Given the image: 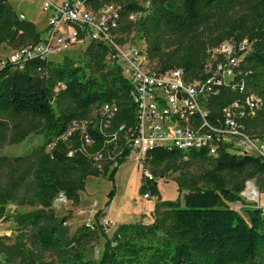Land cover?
I'll return each mask as SVG.
<instances>
[{
	"label": "trees",
	"instance_id": "16d2710c",
	"mask_svg": "<svg viewBox=\"0 0 264 264\" xmlns=\"http://www.w3.org/2000/svg\"><path fill=\"white\" fill-rule=\"evenodd\" d=\"M113 3L121 6L114 34H135L146 42L143 49L150 62L158 60L157 69H183L189 81L207 76L209 48L230 40H250L237 81L262 101V107L246 120V130L264 140V0H149L148 6L136 0H85V7L98 11ZM235 12L242 13L238 20H232ZM132 13H140L141 18L130 21ZM222 23L229 29L209 40L201 37L205 28ZM19 39L36 44L43 38L32 22L20 18L9 0H0V45ZM117 41L126 44L123 38ZM109 54L104 43L91 41L77 58L66 56L59 63L34 58L23 66L8 64L0 69V148L32 134L42 137L30 156L12 161L0 155V180L13 167L19 168L9 175L0 193V219H11L32 245L20 244L28 260L19 264H264V208L245 203L242 197L247 180L264 182L262 160L227 150L210 156L203 150L168 148L149 150L146 161L154 172L162 168L165 173H179L182 199L159 202L151 223L122 224L111 239L104 233L107 240L99 263L85 258L80 248L93 241L96 232L82 227L70 235L67 218L56 217L52 204L59 194L77 202L78 192L90 176L105 175L113 182L132 155L124 143L125 132H119L123 152L115 166V161L108 160V138L97 128L100 117L90 119L92 109L112 104L119 112L108 137L121 126L126 130L137 126L132 85L123 67L107 60ZM237 97L236 92L224 90L215 98L209 117L218 115ZM83 122L92 140L85 152L81 131L68 136L72 124ZM99 154L103 160L94 161ZM185 158L206 162L209 168L200 176H190L182 164ZM102 162L106 165L100 166ZM246 172L247 178L235 184L225 176ZM21 191L27 194L29 204L38 208L11 218L6 209ZM140 191L151 198L159 195L153 177L143 176ZM114 196L115 190L108 205ZM234 204H242L241 211ZM103 215L99 212L98 220ZM39 252H53L58 261H44ZM1 263L15 264L11 259Z\"/></svg>",
	"mask_w": 264,
	"mask_h": 264
},
{
	"label": "built area",
	"instance_id": "2783aa9c",
	"mask_svg": "<svg viewBox=\"0 0 264 264\" xmlns=\"http://www.w3.org/2000/svg\"><path fill=\"white\" fill-rule=\"evenodd\" d=\"M45 12L48 24L42 41L7 58H0V69L8 64L23 66L34 58L47 60L51 54L69 52L83 43V37L87 35L91 41L104 43L110 49L107 60L123 67L136 103L137 126L129 130L121 126L109 137L108 130L119 112L118 107L102 105L96 116L100 117L97 122L99 132L108 138V160L115 161V166L123 152L119 132H125L124 143L132 149L139 164L146 161L148 151L154 148L183 152L203 150L210 156H218L222 150H227L256 156L264 163V140L246 130V120L262 107V101L257 95L248 94L244 84L237 81L241 75V62L251 48L250 40L225 41L211 48L205 67L207 76L189 81L183 69L161 71L152 67L145 49L122 45L115 40L114 31L118 28L121 14L119 4L93 11L85 7V0L60 3L45 0ZM20 18L25 19V16ZM140 18V13L129 16L132 22ZM62 26L68 27L70 32L62 31ZM228 89L236 92L238 97L210 118L215 98ZM86 128V122L74 123L68 134L71 137L74 132L81 131L83 152L92 144ZM72 155L73 152L70 153ZM101 160L102 154L94 156V161ZM144 174L152 178L145 170ZM145 198L151 197L147 194ZM233 207L236 209L239 205L234 204Z\"/></svg>",
	"mask_w": 264,
	"mask_h": 264
},
{
	"label": "rangeland",
	"instance_id": "374dc122",
	"mask_svg": "<svg viewBox=\"0 0 264 264\" xmlns=\"http://www.w3.org/2000/svg\"><path fill=\"white\" fill-rule=\"evenodd\" d=\"M53 2L60 3L64 0H52ZM143 6L149 5V0H136ZM10 6L20 16L24 15L27 21L32 22L37 31L42 33V38L46 35L47 30V12H45V0H9ZM117 5V3H113ZM112 5V4H111ZM242 15L241 12L232 14V20H238ZM221 28V30H220ZM228 30V24H215L203 30L201 37L210 39L217 36L220 31ZM61 30L69 33L70 29L62 26ZM68 31V32H67ZM213 35V36H212ZM115 40L123 38L126 41L125 45L134 48H143L146 45L144 40H141L135 34L121 35L114 34ZM247 39V38H246ZM15 43H4L0 45V58H7L17 51L33 44L32 41L25 39L24 41ZM83 43L79 44L73 50L63 54H51L49 60L55 63L62 62L66 56L77 58L81 53H84L91 38L89 35L83 37ZM211 48L208 49V51ZM156 62H153L152 67L156 68ZM100 113V107L92 109L90 119L96 118ZM9 133V138L10 137ZM42 143V137L36 134L29 135L24 141L20 143L5 144L0 148V155L7 156L14 161L18 156H30L31 153ZM184 167L188 170L190 176H200L208 168L206 162H195L188 158L182 161ZM100 166L106 165L102 162ZM94 166H96L94 164ZM13 169V170H12ZM10 172L4 173L3 178L0 180V193L6 188L7 180L10 174L19 172V168L13 167ZM144 170L147 171L157 183L159 195L157 197L146 199L141 194L142 179ZM247 172L244 174H226V178L230 184H235L240 180L247 178ZM179 173L163 172L159 169L156 172L151 168L147 161L139 164L135 159V154H132L128 161L123 164L115 175V180L112 182L108 176H90L85 180L83 190L78 192V201L68 200L64 194H59L52 204V210L56 217L66 219L65 226L70 235H74L80 228L90 225V229L96 232V237L93 241L85 243L81 246V250L87 260L94 263H99L105 248L107 237L111 239L122 224L128 223H151L153 221V212L159 202L162 201H176L178 198L182 199L180 195L177 178ZM252 183L255 188V194L250 196L249 184ZM115 190V196L112 202L110 194ZM245 203L256 205L257 207H264V182L255 178L247 180L245 183V190L242 194ZM108 205V206H107ZM236 210L241 211L242 204H238ZM38 207L29 204L27 194L23 191L19 192L15 200L7 207L6 213L12 218L16 214L31 212ZM103 211V216L98 220L97 214ZM244 213V212H243ZM102 227V229L100 228ZM11 219H0V264L7 259L15 264L28 260L26 253L20 248V244L25 242L26 245L31 247L28 237ZM107 235V237L104 235ZM34 249V247H33ZM37 251L36 249H34ZM26 251V250H25ZM39 255L44 261H58V257L53 252H42Z\"/></svg>",
	"mask_w": 264,
	"mask_h": 264
},
{
	"label": "bare ground",
	"instance_id": "6f19581e",
	"mask_svg": "<svg viewBox=\"0 0 264 264\" xmlns=\"http://www.w3.org/2000/svg\"><path fill=\"white\" fill-rule=\"evenodd\" d=\"M249 188H250V196L252 197V195H254V193H255L254 185L252 183H250Z\"/></svg>",
	"mask_w": 264,
	"mask_h": 264
},
{
	"label": "crops",
	"instance_id": "0c3cea01",
	"mask_svg": "<svg viewBox=\"0 0 264 264\" xmlns=\"http://www.w3.org/2000/svg\"><path fill=\"white\" fill-rule=\"evenodd\" d=\"M68 32V31H67Z\"/></svg>",
	"mask_w": 264,
	"mask_h": 264
}]
</instances>
